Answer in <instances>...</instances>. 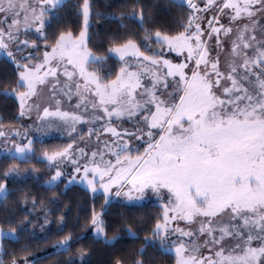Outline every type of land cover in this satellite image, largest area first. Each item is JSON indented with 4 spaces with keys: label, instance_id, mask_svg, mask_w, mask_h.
<instances>
[{
    "label": "snow or ice",
    "instance_id": "6c2138e0",
    "mask_svg": "<svg viewBox=\"0 0 264 264\" xmlns=\"http://www.w3.org/2000/svg\"><path fill=\"white\" fill-rule=\"evenodd\" d=\"M65 3L0 0V55L16 69L14 84L0 95L15 97L21 118L37 113L27 126L34 135L0 130V159L29 162L36 157L35 144L56 139L54 132L62 139L66 132L72 142L45 147L36 157L53 173L49 189L58 186L70 164L65 188L78 182L94 195L102 193L105 207L113 197L130 203L154 197L159 203L161 215L138 257L158 248L174 253V264H264V0H171L187 10L174 33L144 27L143 7L119 15L97 12L100 20H119L121 28L130 21L143 31L141 39H110L103 54L88 46L91 0L79 4V33L62 30L49 42L46 29ZM33 33L36 38L27 39ZM40 41L44 50L37 57ZM172 53L175 58L169 59ZM113 58L120 65L114 75L108 66ZM45 91L54 109L42 107ZM58 97H75V111L62 110ZM78 125L88 126L84 135ZM32 173L8 167L0 180V202L10 195L6 181H27ZM102 215L93 209L92 231L112 244L120 237H107ZM25 231L0 229V241L18 243ZM57 231H63L62 220ZM124 232L139 239L131 227ZM72 240L65 235L54 248L67 252ZM5 255L0 243V264ZM10 264H36V258L13 255ZM133 264L144 262L137 258Z\"/></svg>",
    "mask_w": 264,
    "mask_h": 264
},
{
    "label": "trees",
    "instance_id": "16d2710c",
    "mask_svg": "<svg viewBox=\"0 0 264 264\" xmlns=\"http://www.w3.org/2000/svg\"><path fill=\"white\" fill-rule=\"evenodd\" d=\"M81 2L82 0H66L64 7L58 12V19L53 20L46 29L50 37L49 42L62 30L79 33L82 16L78 15L77 11ZM91 3L93 16L88 46L95 54H103L112 38L133 35L141 39L143 35L142 29L135 23L123 21L127 26L121 28V21L100 20L96 16L97 12L106 16L119 15L143 7L144 27L173 33L180 30L179 20L187 16V10L175 7L171 0H91ZM29 37L31 40L36 38L33 35ZM153 48L156 46L153 45ZM43 50L44 41H40L37 57L42 56ZM108 66L112 68L114 75L120 65L118 60L113 58L108 61ZM15 79V65L5 56H0V92L5 90L6 85L14 84ZM19 126L21 118L18 101L15 97L6 98L0 95V128ZM67 143L65 138H44L43 143L35 144L36 157L40 156L45 147L51 150ZM36 157L29 162L0 159V180L3 179V172L13 165L30 173L35 169L33 178L27 181H6L10 195L0 202V228L9 230L24 227L27 231L19 233L18 243L7 239L0 241L7 253L4 256L5 264H10L13 255L17 259L27 258L29 262L35 257L36 264H68L70 258L73 264H115L117 260L122 261V264H133L137 258L142 259L144 264H174L175 256L162 254L158 248H148L142 257H138L144 237L149 235L156 218L161 215L159 204L151 201L126 204L112 200V203L105 207L102 193L94 195L78 183L65 188L66 177L58 182V186L49 189L46 181L53 173L49 172L45 162ZM93 209L103 212L102 219L107 227V237L110 239L119 236L120 239L107 244L103 237L95 238L90 224ZM26 218L30 222L22 224ZM40 218H43V222L47 218L49 223L46 227H41L43 223L38 226ZM61 220L63 231L58 232L57 225ZM127 227H131L139 239L125 235L124 229ZM68 234L73 237L69 251H57L54 245ZM77 237L80 239H76ZM25 247L28 251L21 252L20 249ZM81 250L85 254L83 259L79 255Z\"/></svg>",
    "mask_w": 264,
    "mask_h": 264
},
{
    "label": "rangeland",
    "instance_id": "374dc122",
    "mask_svg": "<svg viewBox=\"0 0 264 264\" xmlns=\"http://www.w3.org/2000/svg\"><path fill=\"white\" fill-rule=\"evenodd\" d=\"M207 15H208L209 18H211L212 13L210 12V13H208ZM222 22L225 23V24H227V18H226V17L223 18ZM206 24H207V21L205 20V21H204V25L206 26ZM31 35L35 36L34 33H33V34H30L29 36H31ZM29 36H27V39L31 40ZM35 37H36V36H35ZM21 38L23 39V38H25V37H24V36H21ZM205 39H207V37H205ZM210 43L212 44L213 47L215 46V40H214V39H213L212 41H210ZM23 54H24V55H27V51H25ZM33 54L36 55V53H33ZM213 54H214V53H213ZM17 55H20V54L18 53ZM0 56H5V55H0ZM36 56H37V55H36ZM5 57H6V56H5ZM6 58H7V57H6ZM168 58H169V59H174V58H175V54H174V53L169 54V55H168ZM60 79L63 80L64 78L61 77ZM42 95H43V97H44V100H43V103H42V107H43V106H51V107L54 109V108H55V104H54V102H52V101H50V100L48 99V97H49V93H48L47 91H45L44 93H42ZM58 98H60V99L62 100V104H61V108H62V110H64V111H70V112L75 111V104L77 103V100H76L75 97H73L71 101H69L66 97H58ZM18 103H19V102H18ZM41 114H42V108H41ZM36 117H37V113H36L35 110H33L32 113H31V115H30V117L27 116V115H26L25 117H22V118L20 117V118H21V126H19V127L0 128V130L5 131L6 134L9 133V130H19L21 133H23V132H25L26 130H28V131L30 132V135H34V133H33L31 130H29L27 126L30 125V124H32V123L36 120ZM77 127H78V129H80V128L83 129V131H81V132L79 133V135H84V134L87 132V127H88V126H86V125H78ZM122 127H123V128H128V127H130V125L127 124V123H124V124L122 125ZM52 135H53V136H56V137H60V133H55V132H54V133H52ZM63 138L67 139V140H68V143L72 142L71 140L68 139V137H67V133H66V132L64 133ZM19 139L23 140V137L21 136ZM76 140H77V143H79V136L76 137ZM24 142L26 143L27 141H24ZM91 143H92L93 145H95V137L92 138V142H91ZM10 144H11V141L9 142V145H10ZM80 147H85V145H84L83 143H80ZM141 151H142V149H141ZM81 163H83V161H81ZM71 171H72V167H71V165L69 164V165L66 167V173H67V174L64 176V177H66L67 181H68V179L70 178ZM22 172H23V171H22ZM76 183H78V182H76ZM78 184H79V183H78ZM80 185H81V184H80ZM82 186H83V185H82ZM84 187H85V186H84ZM112 200H116V201H118V202H120V203H126V204H141V203H143V202H147V201H151V202H155V203L159 204L158 202L155 201V198H154V197H152V198H150V199H146V200L143 201V202H132V203L127 202V201L124 200L123 198H116V197H113ZM42 219H43V218H40V220H39L40 223L38 224V226L40 227V224L43 223V224H42L43 227H46L47 224H45V220H44V222H43ZM180 226H181V227L184 226L182 222H181V225H180ZM0 229H1V228H0ZM39 229H40V228H39ZM3 231L8 232L9 230H3ZM174 238H175V237H174ZM204 254H205V255H208L207 250H205ZM173 255H174V253H173Z\"/></svg>",
    "mask_w": 264,
    "mask_h": 264
}]
</instances>
